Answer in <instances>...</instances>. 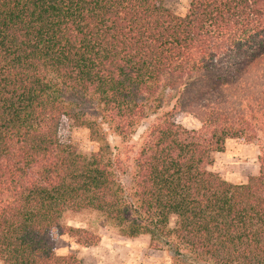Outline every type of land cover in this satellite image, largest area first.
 <instances>
[{"label":"trees","instance_id":"1","mask_svg":"<svg viewBox=\"0 0 264 264\" xmlns=\"http://www.w3.org/2000/svg\"><path fill=\"white\" fill-rule=\"evenodd\" d=\"M161 82L171 111L119 157L107 131L129 138ZM62 119L91 153L60 137ZM257 135L264 0H189L183 16L164 0H0V264H79L53 244L98 242L63 223L82 212L170 264H264V151L244 183L209 170L226 140Z\"/></svg>","mask_w":264,"mask_h":264},{"label":"rangeland","instance_id":"2","mask_svg":"<svg viewBox=\"0 0 264 264\" xmlns=\"http://www.w3.org/2000/svg\"><path fill=\"white\" fill-rule=\"evenodd\" d=\"M188 3L189 0H164V6L178 16L186 13ZM175 97L174 92L169 91L163 82L158 83L156 92L145 102L148 110L146 117L139 122L129 138L121 140L120 137L107 131L106 140L112 152L120 157V153L125 150L130 157L156 119L171 111ZM172 119L187 130L199 128V124L184 113L174 114ZM58 133L62 139L71 142L80 153H91L92 146L84 128L75 126L70 120L62 119ZM260 149L264 151L262 135H257L251 142H245L243 139H228L225 141L222 153L212 154V165L209 170L232 184L244 183L248 176L257 174L256 158ZM63 223L74 228H82L98 237L95 245L82 247L76 237L54 236L55 254L71 253L79 264H170L164 252L148 246L145 236L121 237L96 212L69 214L63 219Z\"/></svg>","mask_w":264,"mask_h":264},{"label":"crops","instance_id":"3","mask_svg":"<svg viewBox=\"0 0 264 264\" xmlns=\"http://www.w3.org/2000/svg\"><path fill=\"white\" fill-rule=\"evenodd\" d=\"M253 175V174H252Z\"/></svg>","mask_w":264,"mask_h":264}]
</instances>
